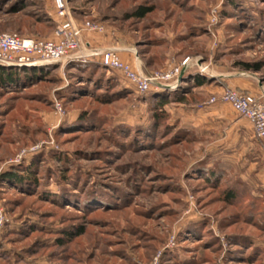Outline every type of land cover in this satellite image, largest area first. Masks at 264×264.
I'll list each match as a JSON object with an SVG mask.
<instances>
[{"label": "rangeland", "instance_id": "1", "mask_svg": "<svg viewBox=\"0 0 264 264\" xmlns=\"http://www.w3.org/2000/svg\"><path fill=\"white\" fill-rule=\"evenodd\" d=\"M64 2L99 27L82 31L84 57L9 67L0 86V264H264V145L210 103L264 97V0ZM65 19L54 0H0V33L56 39ZM102 50L179 73L142 94Z\"/></svg>", "mask_w": 264, "mask_h": 264}, {"label": "built area", "instance_id": "2", "mask_svg": "<svg viewBox=\"0 0 264 264\" xmlns=\"http://www.w3.org/2000/svg\"><path fill=\"white\" fill-rule=\"evenodd\" d=\"M54 6L58 16L65 19L67 12L64 0H54ZM87 29L98 30L99 27L86 23L82 28H79L70 20L65 19L58 25L56 39L23 38L15 33H0V65L6 68L50 65L83 58L80 37L82 31ZM97 55H99L102 66L119 72L128 84L142 94L152 88L169 87L179 73L177 66H171L165 72L145 75L130 69L113 51H102ZM210 103L230 105L235 113L246 120L253 130L254 137L264 145V97L227 88L218 97H212Z\"/></svg>", "mask_w": 264, "mask_h": 264}, {"label": "trees", "instance_id": "3", "mask_svg": "<svg viewBox=\"0 0 264 264\" xmlns=\"http://www.w3.org/2000/svg\"><path fill=\"white\" fill-rule=\"evenodd\" d=\"M145 14V11L144 10H140L136 13H134V15L136 16H140L142 17L143 15ZM42 69H31L29 70V74H32L37 72L39 73ZM17 72H13L11 69H8L6 67H3L0 65V86L2 87L3 85L5 84H11V83H14L15 82V75H16ZM42 73V71L40 72ZM30 76V75H29ZM29 78V77H28ZM197 82L200 84H203L204 82L201 81V80H197ZM154 99V108L158 109V108H163V106L168 103V98L167 97H164L163 95H156L155 97H153ZM183 97L177 95V100L180 102L182 101ZM26 172L29 171V169L26 168L25 170ZM15 178H17V180H21L22 178L20 177H17L14 175ZM32 179H34L32 177ZM35 180V179H34ZM222 199H225L226 201H234L235 200V196H234V193L230 190H225L223 192V196H222ZM80 230L77 231V233L79 232ZM64 234L66 235H69V237H72V234H69V233H65ZM65 240V237L63 236L62 238H59L56 240V243L59 244V245H62L63 244V241Z\"/></svg>", "mask_w": 264, "mask_h": 264}, {"label": "crops", "instance_id": "4", "mask_svg": "<svg viewBox=\"0 0 264 264\" xmlns=\"http://www.w3.org/2000/svg\"><path fill=\"white\" fill-rule=\"evenodd\" d=\"M102 51H106V50H102ZM102 51H98L99 53H101ZM81 54L83 55V53L81 52ZM118 55V54H117ZM133 67L138 71V72H142L143 73V71H142V69H141V64H140V62L139 61H135V62H133ZM240 90V91H244V92H248L249 93V91H246V90H241V89H239V88H234V90Z\"/></svg>", "mask_w": 264, "mask_h": 264}]
</instances>
